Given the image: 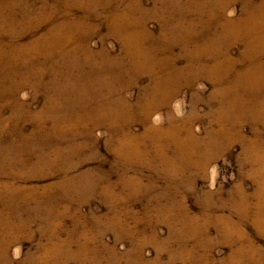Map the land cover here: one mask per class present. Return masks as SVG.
Returning a JSON list of instances; mask_svg holds the SVG:
<instances>
[{
	"label": "rangeland",
	"instance_id": "rangeland-1",
	"mask_svg": "<svg viewBox=\"0 0 264 264\" xmlns=\"http://www.w3.org/2000/svg\"><path fill=\"white\" fill-rule=\"evenodd\" d=\"M0 264H264V0H0Z\"/></svg>",
	"mask_w": 264,
	"mask_h": 264
},
{
	"label": "clouds",
	"instance_id": "clouds-1",
	"mask_svg": "<svg viewBox=\"0 0 264 264\" xmlns=\"http://www.w3.org/2000/svg\"><path fill=\"white\" fill-rule=\"evenodd\" d=\"M177 114H179V113H177Z\"/></svg>",
	"mask_w": 264,
	"mask_h": 264
}]
</instances>
